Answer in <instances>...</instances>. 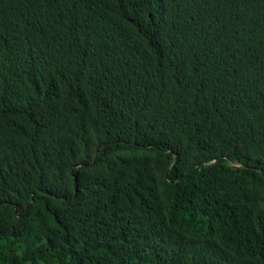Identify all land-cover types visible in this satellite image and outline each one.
Here are the masks:
<instances>
[{
    "label": "trees",
    "instance_id": "trees-1",
    "mask_svg": "<svg viewBox=\"0 0 264 264\" xmlns=\"http://www.w3.org/2000/svg\"><path fill=\"white\" fill-rule=\"evenodd\" d=\"M0 264H264V0H0Z\"/></svg>",
    "mask_w": 264,
    "mask_h": 264
}]
</instances>
